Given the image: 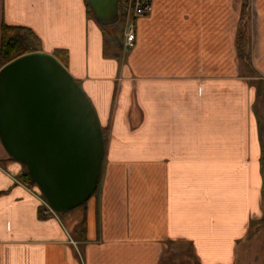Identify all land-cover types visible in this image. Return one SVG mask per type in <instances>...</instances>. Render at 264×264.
Returning a JSON list of instances; mask_svg holds the SVG:
<instances>
[{
    "label": "crops",
    "instance_id": "obj_1",
    "mask_svg": "<svg viewBox=\"0 0 264 264\" xmlns=\"http://www.w3.org/2000/svg\"><path fill=\"white\" fill-rule=\"evenodd\" d=\"M2 24L68 52L107 138L97 195L64 221L0 143V264H160L180 246L192 264H264V0H154L120 59L84 0H0Z\"/></svg>",
    "mask_w": 264,
    "mask_h": 264
},
{
    "label": "water",
    "instance_id": "obj_2",
    "mask_svg": "<svg viewBox=\"0 0 264 264\" xmlns=\"http://www.w3.org/2000/svg\"><path fill=\"white\" fill-rule=\"evenodd\" d=\"M86 1L102 27L119 23V0ZM0 143L55 212L80 208L94 195L102 127L78 82L51 54L28 53L0 69Z\"/></svg>",
    "mask_w": 264,
    "mask_h": 264
},
{
    "label": "trees",
    "instance_id": "obj_3",
    "mask_svg": "<svg viewBox=\"0 0 264 264\" xmlns=\"http://www.w3.org/2000/svg\"><path fill=\"white\" fill-rule=\"evenodd\" d=\"M84 2H85L86 14L88 18H90L96 24H98L97 21L95 20L93 12L91 11L87 1L84 0ZM247 15H248L247 9L244 7V12L242 13V21L238 33L236 35V51L238 54V58L243 63H247L249 61V53L247 50V42H248L247 24H246ZM98 26L100 27L102 32L104 58L120 59L122 55H121V47L119 46L118 42L119 41L121 42V38L118 35H116V33L113 30V28L116 27V25L113 27H102L101 25L98 24ZM117 26L118 27L121 26V18ZM115 36H118V39H115ZM33 52H42V48L39 38L36 35H34V33L30 29L25 27L2 24L0 29V67L5 66L9 62L15 60L20 56ZM52 56L64 68H67L69 58H68V52L66 50L55 49L52 52ZM102 134L104 137V142H106V138H107L106 128H102ZM9 159L14 161L10 157ZM22 167H23V172L21 175V180L25 181L28 184H31L32 182L28 177V175L26 174L25 166L22 165ZM99 186H100V178L97 184V189L93 196L97 195ZM86 204H84L80 208L85 207ZM80 208H77L75 210H78ZM80 228H81L82 239H85V234H86L85 216L80 223ZM184 248L185 246L184 247L180 246L179 248H176L174 252L175 254L173 253L174 256L181 257ZM173 259L175 260L177 258H173ZM160 264H171V261L169 260V258H163Z\"/></svg>",
    "mask_w": 264,
    "mask_h": 264
},
{
    "label": "built area",
    "instance_id": "obj_4",
    "mask_svg": "<svg viewBox=\"0 0 264 264\" xmlns=\"http://www.w3.org/2000/svg\"><path fill=\"white\" fill-rule=\"evenodd\" d=\"M154 0H119V21L121 18L122 46L130 50L135 44V22L138 18L146 17L151 13ZM1 69V67H0ZM28 184H26L27 186ZM30 189V188H29ZM31 190V189H30ZM40 202V214L43 218H57L55 212L46 202L40 191L34 192Z\"/></svg>",
    "mask_w": 264,
    "mask_h": 264
},
{
    "label": "rangeland",
    "instance_id": "obj_5",
    "mask_svg": "<svg viewBox=\"0 0 264 264\" xmlns=\"http://www.w3.org/2000/svg\"><path fill=\"white\" fill-rule=\"evenodd\" d=\"M113 30H114V32L116 33V35H118L120 38L122 37V27L120 26V27H118L117 25H116V27H114L113 28ZM67 70V69H66ZM68 71V70H67ZM22 175V174H21ZM23 184H28V183H26L25 181H23ZM32 184V183H31ZM34 186V185H33ZM35 188H37L36 186H35ZM60 214V217H62L63 218V215L64 214H67V213H59ZM63 221H64V218H63ZM174 248H176V247H174V246H172L171 245V251H169V252H171V254L173 253L172 251H173V249ZM169 260L171 261V264H192V261L190 260V259H187L186 257H177V259H173V255H171V257H169Z\"/></svg>",
    "mask_w": 264,
    "mask_h": 264
}]
</instances>
